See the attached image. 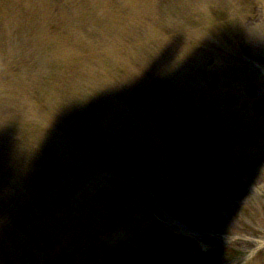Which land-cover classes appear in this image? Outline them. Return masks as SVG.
<instances>
[{
  "label": "rangeland",
  "instance_id": "1",
  "mask_svg": "<svg viewBox=\"0 0 264 264\" xmlns=\"http://www.w3.org/2000/svg\"><path fill=\"white\" fill-rule=\"evenodd\" d=\"M18 1L13 7H27V0ZM32 2L45 20L39 32L31 26L18 31L20 22L10 27L11 11L0 12L9 28L0 27L7 33L5 45L0 43V213L16 212L0 225V264H264L262 12L251 2L231 16L214 2L204 27L218 17L223 31H188V63L163 72L138 67L129 38L139 19L117 22L110 0H84L81 7L76 0L58 7L49 0ZM160 2L149 5L152 22L163 13ZM54 40L74 42L80 52L59 53ZM217 42L220 56L203 53ZM171 49L176 54L178 47ZM146 144L147 151L141 148ZM60 145L65 164L49 168L48 160L61 156ZM198 148L207 155L203 161L202 155L193 158L191 149ZM21 153L22 164L40 163L47 174L13 166ZM72 165L81 169H68ZM67 169L70 186L86 177L74 204L62 203L70 222L58 225L72 232L61 231L69 247H60L64 237L42 222L15 233L19 211L43 217V194L59 198L47 181ZM102 192L108 199L99 198ZM104 200L121 211L114 229L84 238L85 249L72 252V246L80 250L78 228L92 227L84 214L95 216L103 206L97 201ZM101 221L107 223L103 216ZM196 241L207 245L200 263L190 259Z\"/></svg>",
  "mask_w": 264,
  "mask_h": 264
}]
</instances>
